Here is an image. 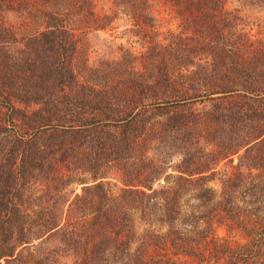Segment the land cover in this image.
<instances>
[{
  "label": "trees",
  "instance_id": "trees-1",
  "mask_svg": "<svg viewBox=\"0 0 264 264\" xmlns=\"http://www.w3.org/2000/svg\"><path fill=\"white\" fill-rule=\"evenodd\" d=\"M228 2L0 0V264H264V38ZM121 15L126 76L83 82Z\"/></svg>",
  "mask_w": 264,
  "mask_h": 264
},
{
  "label": "rangeland",
  "instance_id": "rangeland-1",
  "mask_svg": "<svg viewBox=\"0 0 264 264\" xmlns=\"http://www.w3.org/2000/svg\"><path fill=\"white\" fill-rule=\"evenodd\" d=\"M95 8L99 14H106L110 13L113 8L112 6V0H94ZM260 3L257 0H229L227 3V7L231 10L238 11L241 16H243L245 20L246 29L251 34L257 36L258 38H264V6H259ZM160 15L158 16L155 14L154 17H157L161 19L162 21V29L161 31L164 32V35L167 34L169 29L176 30V19L174 16L166 11L164 7H156ZM173 16V17H172ZM18 20L20 22H18ZM16 19L14 17L12 19L14 24L19 23V27L22 28V21L21 19ZM130 26H127V19L124 16H120L118 20L113 24V26L108 28L105 31H91L86 33L83 38L84 42L81 45V59L83 61V64L88 61V58L90 57L89 63L92 68L100 69L99 71L101 73H96V75H93L91 72L86 73L83 82L88 83H97L99 85L109 84V82L112 84V82L115 84V82H122V76H126V73L120 72L118 75L113 71L112 63L114 59L119 58L120 55H118L117 51L119 50V46L123 44L125 47L131 49L132 51L138 50L140 45L138 44L140 41L138 40V33L136 32H130L127 30ZM37 28V23H32L30 25V29L33 31ZM137 34V35H136ZM163 37V41L165 40ZM137 36V37H136ZM138 41V43H136ZM137 48V49H136ZM116 61V60H115ZM83 64H80V66L83 67ZM111 69L112 71H109ZM106 81V82H105ZM203 104H197L193 107H187V108H201ZM89 108V107H87ZM156 112H158L157 108H155ZM173 111V108H163V111ZM158 120L160 122H164L165 118H167L166 115L160 116L158 115ZM264 125V121L262 122ZM264 148V146H263ZM177 154H173L172 158L170 160L172 164H175L179 161V158L177 157ZM237 160H235V164H237ZM232 167V166H230ZM229 166L225 167L224 163H222L219 166L220 171H224L226 169L230 168ZM231 171V169H229ZM264 180V168L263 172L261 173ZM163 182V181H162ZM116 183L113 181V184ZM264 183V182H263ZM85 185H77L73 184L69 186L68 191H74L75 194L82 192V187ZM210 187L215 189L217 192H219L220 185L217 180L213 181L209 184ZM70 194H68L69 196ZM72 198V197H71ZM262 205L264 206V197L261 198ZM39 210V208H38ZM229 229V228H228ZM227 227L225 226H217V234L220 237L227 238L234 246L238 244H242L245 242V239L243 238V235H238L237 233H230ZM261 234V236H263Z\"/></svg>",
  "mask_w": 264,
  "mask_h": 264
}]
</instances>
